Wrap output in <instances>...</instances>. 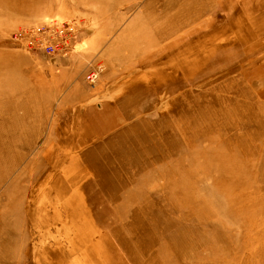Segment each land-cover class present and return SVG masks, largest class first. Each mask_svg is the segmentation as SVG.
<instances>
[{"label": "rangeland", "instance_id": "obj_1", "mask_svg": "<svg viewBox=\"0 0 264 264\" xmlns=\"http://www.w3.org/2000/svg\"><path fill=\"white\" fill-rule=\"evenodd\" d=\"M48 21L59 56L11 42ZM30 263L264 264V0H0V264Z\"/></svg>", "mask_w": 264, "mask_h": 264}, {"label": "built area", "instance_id": "obj_2", "mask_svg": "<svg viewBox=\"0 0 264 264\" xmlns=\"http://www.w3.org/2000/svg\"><path fill=\"white\" fill-rule=\"evenodd\" d=\"M68 24V22L63 23V21H48L29 27H21L12 32L11 42L14 45L23 46L27 50L39 51L47 56L62 54L69 47L70 44H67V41L70 42L72 40L70 36L74 34L73 25L69 26ZM67 45L68 47H66ZM99 72L100 69L91 68L85 75L86 81L94 84Z\"/></svg>", "mask_w": 264, "mask_h": 264}, {"label": "crops", "instance_id": "obj_3", "mask_svg": "<svg viewBox=\"0 0 264 264\" xmlns=\"http://www.w3.org/2000/svg\"><path fill=\"white\" fill-rule=\"evenodd\" d=\"M72 96L71 95H69V98H71ZM82 98V97H81ZM80 115V114H79ZM82 115H84V116H82V118H87V121H88V124H92V125H96L97 124V120H94V118H95V113L94 114H92V113H90L89 114V112L87 113V112H85L84 114H82ZM81 118V116L79 117V119ZM77 148H79V147H77ZM73 149H76V148H73ZM62 178H63V175L61 176ZM54 187H55V185H53ZM55 191H56V193L58 194L59 193V191H58V189H55ZM75 192H77V191H75ZM74 192V193H75ZM61 195V194H60ZM66 195H62L60 198L57 196V198H59V199H57L56 200V206H57V201L59 200L60 202L62 201V199L65 197ZM65 201V200H64ZM63 201V202H64ZM71 202V201H70ZM62 203V202H61ZM63 207H64V205H62ZM71 208H72V206H71ZM65 209H66V211L69 213V214H67V213H62V215L61 214H56V217H57V219H58V221H61V219H75V214H76V211H74V210H76V209H74L73 211L72 210H70V207H68V206H66L65 207ZM54 215H55V213H54V211H51ZM58 215H60L61 216V219L58 217ZM66 215H67V217H66ZM74 230H75V228H74ZM33 255V253H31V255L30 256H32ZM32 262V261H31ZM30 264H32V263H30Z\"/></svg>", "mask_w": 264, "mask_h": 264}, {"label": "bare ground", "instance_id": "obj_4", "mask_svg": "<svg viewBox=\"0 0 264 264\" xmlns=\"http://www.w3.org/2000/svg\"><path fill=\"white\" fill-rule=\"evenodd\" d=\"M69 26H71V25H69ZM65 31V30H64ZM30 33H31V31H30ZM70 42L69 41H67V44H69ZM55 51H57V50H55ZM60 54H56V55H52V56H48V57H56V56H59ZM23 208V207H22ZM3 247V246H2ZM6 247V246H5ZM4 250V249H3ZM6 250V249H5Z\"/></svg>", "mask_w": 264, "mask_h": 264}]
</instances>
